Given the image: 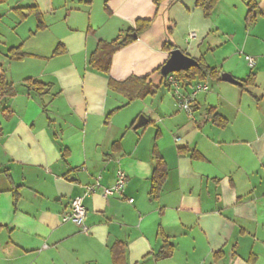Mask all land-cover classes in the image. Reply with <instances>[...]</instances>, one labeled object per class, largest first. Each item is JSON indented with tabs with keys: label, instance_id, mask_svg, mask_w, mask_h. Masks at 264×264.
Segmentation results:
<instances>
[{
	"label": "crops",
	"instance_id": "obj_1",
	"mask_svg": "<svg viewBox=\"0 0 264 264\" xmlns=\"http://www.w3.org/2000/svg\"><path fill=\"white\" fill-rule=\"evenodd\" d=\"M250 1L220 0L209 18L196 0H14L0 8L7 69L2 59L0 66L16 89L0 121V264H114L117 242L128 264H264V0H255L251 21ZM138 18L154 21L115 53L110 73L91 67L100 41ZM19 45L26 56L9 59ZM59 46L65 51L54 55ZM175 49L220 72L199 80L209 89L192 115L162 83ZM223 73L239 81L253 74L255 84L244 90ZM132 75H149L158 92L128 102L109 87L110 78ZM28 78L51 83V92L29 90ZM210 110L226 125L214 123ZM142 116L154 130L134 129ZM155 150L167 164L156 199ZM119 168L128 178L122 195L84 196L86 231L64 219L86 185L100 178L111 186ZM164 237L174 252L156 259Z\"/></svg>",
	"mask_w": 264,
	"mask_h": 264
},
{
	"label": "trees",
	"instance_id": "obj_2",
	"mask_svg": "<svg viewBox=\"0 0 264 264\" xmlns=\"http://www.w3.org/2000/svg\"><path fill=\"white\" fill-rule=\"evenodd\" d=\"M109 0H106L108 2ZM164 0H155L157 5ZM220 0H196V6L202 8L205 17L209 18L213 14ZM249 20H253L255 16L253 12L257 7L255 0H251L249 3ZM17 11H19L17 9ZM154 18H138L135 22L134 27H130L124 33L119 34L115 39L111 41H100L97 49L92 53L89 64L91 67L98 69L101 72L110 73L113 57L116 52L127 47L128 45L135 42L138 37L148 30L153 24ZM171 32V31H170ZM174 48V44L167 41L164 45V49L170 51ZM65 50L59 46L54 51V55L61 54ZM8 57L13 60H21L26 56L23 51L22 46L11 47L8 49ZM195 65L190 66L186 69H180L174 71L173 74L177 80L183 82L186 85H193L196 80H208L210 78L220 79V72L215 67H211L207 64L205 59L199 58L195 59ZM162 66L157 68L160 71ZM149 75L147 76H136L132 75L124 81H117L110 78L109 87L118 93L123 94L128 102H132L136 99L146 97L148 95H155L159 87L154 86L148 81ZM26 86L29 90L36 92L40 96H45L49 94L52 90L51 83H45L33 78H28L25 80ZM163 85L170 86L168 81V75H163L162 78ZM197 83V82H196ZM255 84V76L253 74L249 75L246 79L241 80V88L246 90L249 86ZM16 94L15 86L9 81L5 71L3 70L0 75V113L6 112V108H2L3 101L6 98L13 97ZM46 105H44V109ZM118 109V108H117ZM111 113L107 116L109 118ZM209 117L214 123L223 127L226 125L227 121L225 118L219 114H215L213 110L209 111ZM2 133V127L0 124V135ZM183 150V149H182ZM187 150V149H185ZM156 165L151 176V189L150 194L153 198H158L160 196L161 190L163 188L164 181L167 177V164L162 157V155L155 150ZM15 201L19 199L18 188L15 190ZM174 245L170 242L167 237L163 239V245L161 248L154 253L156 259H163L171 257L174 252ZM114 264H128L126 258V249L122 242H117L111 249Z\"/></svg>",
	"mask_w": 264,
	"mask_h": 264
},
{
	"label": "built area",
	"instance_id": "obj_3",
	"mask_svg": "<svg viewBox=\"0 0 264 264\" xmlns=\"http://www.w3.org/2000/svg\"><path fill=\"white\" fill-rule=\"evenodd\" d=\"M191 36H193V34H191ZM246 59L248 65L254 68L256 59L251 55H246ZM168 81L170 82L171 94L176 99L178 107L190 115L194 112L193 104L198 94L209 89L207 82L200 81L191 85L189 91H185L183 82L177 80L173 73L168 74ZM127 181V173L122 168L117 170L115 181L111 186L102 185L100 178H97L94 183L85 186L84 195H79L72 199L70 209L64 216V219L77 223L86 231L87 227L85 226V221L87 219V209L83 201L84 196L93 194L96 191H100L104 197L122 195L126 188ZM133 200V198L130 199L131 202Z\"/></svg>",
	"mask_w": 264,
	"mask_h": 264
},
{
	"label": "water",
	"instance_id": "obj_4",
	"mask_svg": "<svg viewBox=\"0 0 264 264\" xmlns=\"http://www.w3.org/2000/svg\"><path fill=\"white\" fill-rule=\"evenodd\" d=\"M195 59L187 55L185 52L175 49L171 52L170 58L167 61V64L165 66L164 75H168L169 73H173L174 71L180 70V69H186L190 66L195 65ZM222 79L224 81L233 83V84H241V81L235 79L231 74L229 73H223ZM147 122V119L142 116L134 125V128H140L144 126Z\"/></svg>",
	"mask_w": 264,
	"mask_h": 264
},
{
	"label": "rangeland",
	"instance_id": "obj_5",
	"mask_svg": "<svg viewBox=\"0 0 264 264\" xmlns=\"http://www.w3.org/2000/svg\"><path fill=\"white\" fill-rule=\"evenodd\" d=\"M13 3H14V0H9L8 2H7V0H4L3 2H0V8H1V7H6V8H7V4L11 5V4H13ZM1 15H2V16H1L0 19L3 18V19L7 22V13H5V14L2 13ZM0 59H2L1 61H3V62L5 63V67H6V69H7V58H6V57H3V55L0 54ZM3 70H5V69H4V68L2 69V67L0 66V71H3ZM211 84H212V81H211ZM170 96H171V98H173L172 95H170ZM160 97H164V98H166V100L170 99V97H169L167 91H164V90L161 91V93H160ZM3 119H4L3 114L0 113V121L3 122ZM134 129H135V128H134ZM146 129H150L151 131L154 130V129H152V128H148L147 125L142 126V127H140V128H137V129H135V130H139L140 132H143V131H145ZM155 131H156V130H155Z\"/></svg>",
	"mask_w": 264,
	"mask_h": 264
}]
</instances>
